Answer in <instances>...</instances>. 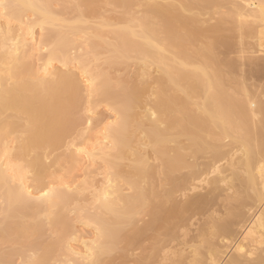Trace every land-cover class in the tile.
<instances>
[{
  "label": "bare ground",
  "instance_id": "obj_1",
  "mask_svg": "<svg viewBox=\"0 0 264 264\" xmlns=\"http://www.w3.org/2000/svg\"><path fill=\"white\" fill-rule=\"evenodd\" d=\"M4 2L20 41L0 44V264H264L259 0ZM34 17L45 40L26 45ZM99 106L113 120L90 130Z\"/></svg>",
  "mask_w": 264,
  "mask_h": 264
},
{
  "label": "snow or ice",
  "instance_id": "obj_2",
  "mask_svg": "<svg viewBox=\"0 0 264 264\" xmlns=\"http://www.w3.org/2000/svg\"><path fill=\"white\" fill-rule=\"evenodd\" d=\"M29 6L34 7L32 5H29ZM10 7H12V5H8L4 2V0H0V18L8 19L9 24L11 25V17H9L8 15V10ZM40 7H52V5H41ZM56 7H60V6L56 5ZM76 7H80V5H76ZM232 7H236V6L233 5ZM247 7L253 10H258L259 19L261 23L264 24V0H259L258 3H250L247 5ZM244 18H245L244 16L241 17V19H244ZM247 18L252 19L253 17L251 15H248ZM24 27L25 26H22L21 35H23ZM26 27H27V33H28L27 38L25 39L26 45L29 39L31 40L32 45L36 44V39H35L36 37L35 29L36 28H39L40 30L41 41L43 42L45 40L44 26L41 22H39V18L34 17L32 22H30V24L27 25ZM0 37H2V42H0V44H2L4 50L9 52L12 55L18 56L19 55L18 47H19L20 37L15 36V34L11 31V28H9V31L7 34L3 32V29H0ZM206 48H207L206 42H201L199 45H195L193 47V55H197V54L206 55V52L203 51ZM42 75L45 78L49 77V72H48L47 67L44 68ZM59 87L61 88V90H64L66 86H59ZM261 182L264 183V168H262L261 170ZM44 195L47 196L48 193H45ZM262 196H264V193H262ZM260 226L262 229H264V217H261L260 219ZM261 246H262V250H264V232H261ZM241 251H244V250L241 249ZM92 264H95V262L93 261ZM239 264H253V262L241 260Z\"/></svg>",
  "mask_w": 264,
  "mask_h": 264
},
{
  "label": "rangeland",
  "instance_id": "obj_3",
  "mask_svg": "<svg viewBox=\"0 0 264 264\" xmlns=\"http://www.w3.org/2000/svg\"><path fill=\"white\" fill-rule=\"evenodd\" d=\"M211 20H212V19H211ZM211 20L209 21V22H210L209 24H211ZM215 21H216V20H215V18H214L212 24H214ZM15 25H16V24H15ZM12 27H13L14 29H15V28L17 29V25L14 27V24H13ZM35 30H36V29H35ZM36 34H38V33H37V30H36ZM36 37H37V36H36ZM36 37H35V38H36ZM36 39H37V38H36ZM249 42H250V41L247 40L246 47H245V51H246V53H247L246 56H251V55H252L251 53L254 52V50L251 49V47L253 48V45H252L253 42L251 41V42H250L251 44H250ZM248 44H249V46H248ZM249 47H250V48H249ZM251 50H252L253 52H252ZM247 51H249V52H247ZM250 52H251V53H250ZM233 54H234V53H232V54L230 55V57H231ZM233 56H234V55H233ZM233 56H232V57H233ZM261 57H264V55H261ZM33 60H36V59L33 58ZM36 61H37V60H36ZM38 63H40V62H38ZM38 63H37V64H38ZM71 70H72V67H71ZM73 72H75V68H74V67H73ZM75 73H77V72H75ZM260 78H261V79H264V69H263L262 72H261V77H260ZM253 81H254V80H253ZM254 82L257 83L256 80H255ZM93 111H94V112H93L92 114H91L92 110L89 111L88 114L86 113V114L82 117V119L80 120V121H81V124H82L83 121H87V120H88V119L86 120L85 117L91 116L92 119L90 118V120H91V121H94V122H88V123L86 122L88 125H90V128H89V126H88L87 124H84L85 122L83 123V125H84L85 127L87 126V128H89L90 130L96 129V128L99 126V122L101 123V127H102V126H103L102 123H103V124H104V123L106 124V123L111 122V121L113 120V119H112V117H113V116H112V112L109 111L107 108H105V107H103V106H102V107L99 106V107H97V110L95 109V110H93ZM90 114H91V115H90ZM92 116H93V117H92ZM93 118H94V120H93ZM80 121H79V122H80ZM96 122H97L98 124H93V123H96ZM91 123H92V124H91ZM79 124H80V123H79ZM81 124H80V127H81ZM94 125H95V126H94ZM97 125H98V126H97ZM93 126H94V128H93ZM85 127L82 126L81 128L83 129V128H85ZM95 127H96V128H95ZM81 128H80V129H81ZM87 128H86V129H87ZM98 128H100V127H98ZM80 129H79V130H80ZM81 131H83V130H81ZM60 153H62L61 150L58 151L56 154H60ZM47 162H48V161H47ZM80 163H81V162H80ZM80 163H79V164H80ZM82 163H83V161H82ZM82 163H81V164H82ZM84 163H85V162H84ZM84 163H83V164H84ZM83 164H82V165H83ZM82 165H81V166H82ZM79 166H80V165H79ZM81 166H80V167H81ZM87 166H88V164L86 163L85 166H82V167H84V168H82V167H81V168H80V167L78 168V167H77L78 169L76 168L77 170H74L75 172H74V171H73V173L71 172V174H75V175H76V176L74 175V176H75V177H74L75 179H76L77 176H78V178H77V181H78V182L81 181L80 179H82V177L84 178V176H82V175H85V169H86ZM96 168H98L97 165H96L95 167L92 168V173H90V175H89V178H90V179H88V180H93L94 183H95V185H97V184L99 183L98 181L100 180V176L98 175V170H96ZM80 169H81L82 171H81ZM79 170H80V171H79ZM95 170H96L97 172H96ZM76 171H77V172H76ZM94 171H95L96 173H94ZM81 174H82V175H81ZM226 174H227V173H226ZM69 175H70V174H66V178H67V179H70ZM67 176H68V177H67ZM70 176H72V175H70ZM80 176H81V178H80ZM98 176H99V177H98ZM93 177H94V179H92ZM66 178H65V179H66ZM72 178H73V176H72ZM97 178H99V179H97ZM73 180H74V179H73ZM82 180H85V178L82 179ZM86 180H87V179H86ZM97 180H98V181H97ZM68 181L70 182L71 179L68 180ZM75 181H76V180H75ZM77 181H76V183H74L75 185L78 183ZM71 182H72V181H71ZM27 183L29 184V182H27ZM30 191H31V192H34V190H33L32 188H30ZM201 191L204 193L203 190H201ZM197 192H200V191L198 190V191H196V193H197ZM202 192H200V193H202ZM225 194H226V192L221 193V195L218 196V198L216 199L217 201L214 200V202L209 203V206H210V207H209V206H208V207L211 209V210H210L211 212H215V214H216V213H217V214L219 213L218 215H220V216H221L222 214H224V211H223L224 208H222V207L224 206L225 203H224V198H222V196H223V195L225 196ZM221 198H222V199H221ZM0 202H1V201H0ZM213 203H215V204H213ZM210 204H213V206L210 205ZM216 204H217L219 207H218ZM214 205H215V208H216V209L214 208ZM221 205H222V207H221ZM0 206H1V204H0ZM216 206H217V207H216ZM209 208H207L208 213L210 212V211H209ZM220 209H221V210H220ZM217 210H219V211H217ZM211 212H210V213H211ZM70 213H71V214L69 215L70 218L73 217V219H74V216H75V215H72V212H70ZM195 219H196V218H195ZM197 219H198V218H197ZM199 221H200L199 219H198V221H196V223H195L196 225H195V226H197V224L200 223ZM194 222H195V221H194ZM75 223H76V222L74 221V227H75L74 229H75V230L78 229V230H79V233H80V231H82L81 234L85 237V239H86V238H87V239L90 238L89 233H91V232H90L91 230L88 229V228H82L81 226H79V224L77 225V223H76V225H75ZM192 223H193V222H192ZM191 225H192V224H191ZM193 225H194V223H193ZM81 228H82V229H81ZM80 229H81V230H80ZM189 229L191 230L190 232H191L192 234H195L194 231H195L196 227H193V226H192V228H191V227L189 226ZM240 231L243 232L242 229H241V230L239 229V230H238V233L236 234L237 237L235 236V240H238V239L241 240L240 238L243 237V236H242V233H239ZM77 232H78V231H77ZM192 234H191V235H192ZM192 236H193V235H192ZM241 236H242V237H241ZM192 243H193V242H192ZM245 243H246V242H245ZM189 244H190V243H189ZM189 244H188V245H189ZM191 245H192V244H190V246H191ZM193 245H196V244H193ZM247 245H248V244H247ZM190 246H188V247H187V246H184L185 248L183 247V249H182L183 252H185V253L187 254V257H190V256H191V255H190V254H191V253H190V251H191V249H190L191 247H190ZM245 246H246V244H245ZM189 247H190V248H189ZM246 247L248 248V246H246ZM246 247L244 248L245 250H247ZM189 249H190V250H189ZM248 249H249V248H248ZM228 251H229V250H228ZM228 251H227V252H228ZM189 253H190V254H189ZM228 253H229L228 255H231V254H232V251H230V252H228ZM227 257H228V256H227ZM187 261H188V260H187ZM187 261H186V262H187Z\"/></svg>",
  "mask_w": 264,
  "mask_h": 264
}]
</instances>
